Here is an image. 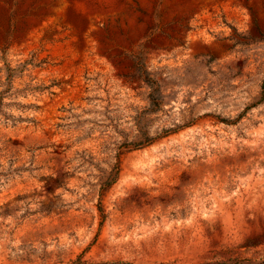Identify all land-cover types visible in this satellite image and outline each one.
Returning a JSON list of instances; mask_svg holds the SVG:
<instances>
[{
  "label": "rangeland",
  "instance_id": "obj_1",
  "mask_svg": "<svg viewBox=\"0 0 264 264\" xmlns=\"http://www.w3.org/2000/svg\"><path fill=\"white\" fill-rule=\"evenodd\" d=\"M0 264H264V0H0Z\"/></svg>",
  "mask_w": 264,
  "mask_h": 264
},
{
  "label": "trees",
  "instance_id": "obj_2",
  "mask_svg": "<svg viewBox=\"0 0 264 264\" xmlns=\"http://www.w3.org/2000/svg\"><path fill=\"white\" fill-rule=\"evenodd\" d=\"M172 131H175V130H172Z\"/></svg>",
  "mask_w": 264,
  "mask_h": 264
}]
</instances>
